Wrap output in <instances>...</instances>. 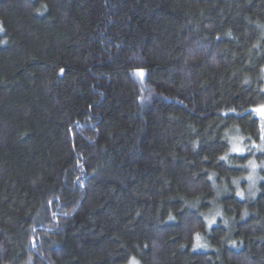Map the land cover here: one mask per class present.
Segmentation results:
<instances>
[{"label":"trees","instance_id":"1","mask_svg":"<svg viewBox=\"0 0 264 264\" xmlns=\"http://www.w3.org/2000/svg\"><path fill=\"white\" fill-rule=\"evenodd\" d=\"M260 106L264 0H0V264H264Z\"/></svg>","mask_w":264,"mask_h":264},{"label":"snow or ice","instance_id":"2","mask_svg":"<svg viewBox=\"0 0 264 264\" xmlns=\"http://www.w3.org/2000/svg\"><path fill=\"white\" fill-rule=\"evenodd\" d=\"M61 74H63L64 70L61 69ZM137 75H139L141 78H143L144 76V72L142 70L138 71L137 72ZM252 112H255V113H258L259 116L261 117V121H260V132H261V136H260V139L261 141H264V106H260L258 108H254L251 110ZM253 147H256L258 149H260L261 151H264V144H261V145H256V144H253ZM234 152H239V153H243L244 152V149L239 147V145H233V149H232ZM222 159H225V157H222ZM254 167V165H253ZM239 195H242V193H238ZM215 221L212 220V221H209V225H211L212 223H214ZM196 241H197V245L198 246H203L199 243L200 241V236L199 234H197L196 236ZM130 264H139V262L135 259V258H132V260L130 261Z\"/></svg>","mask_w":264,"mask_h":264},{"label":"rangeland","instance_id":"3","mask_svg":"<svg viewBox=\"0 0 264 264\" xmlns=\"http://www.w3.org/2000/svg\"><path fill=\"white\" fill-rule=\"evenodd\" d=\"M258 116H259V114L258 113H256ZM260 117V116H259ZM233 145H239V147H241V140L238 138V137H235L233 140H232V144H231V147H232V149H233ZM261 145V144H260ZM241 148H243V147H241ZM256 148V147H255ZM244 149V152L243 153H239V152H234L233 150H232V152L234 153V154H239V155H244V154H246L247 153V151L245 150V148H243ZM259 152H262L260 149H258V148H256V153H259ZM253 165H254V167H253ZM256 169H257V163H255L254 161H252L251 163H250V171H256ZM256 182V180H252V183H255Z\"/></svg>","mask_w":264,"mask_h":264}]
</instances>
